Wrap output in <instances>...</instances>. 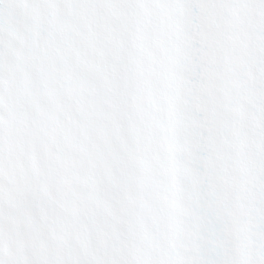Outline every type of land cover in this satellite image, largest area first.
<instances>
[{
	"label": "snow or ice",
	"instance_id": "snow-or-ice-1",
	"mask_svg": "<svg viewBox=\"0 0 264 264\" xmlns=\"http://www.w3.org/2000/svg\"><path fill=\"white\" fill-rule=\"evenodd\" d=\"M0 264H264V0H0Z\"/></svg>",
	"mask_w": 264,
	"mask_h": 264
}]
</instances>
